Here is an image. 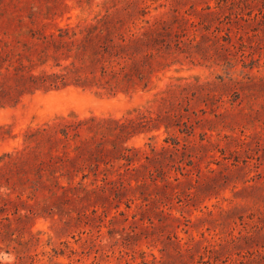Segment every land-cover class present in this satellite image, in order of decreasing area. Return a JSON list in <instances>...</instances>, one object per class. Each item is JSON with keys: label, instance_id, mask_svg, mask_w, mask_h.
Here are the masks:
<instances>
[{"label": "rangeland", "instance_id": "374dc122", "mask_svg": "<svg viewBox=\"0 0 264 264\" xmlns=\"http://www.w3.org/2000/svg\"><path fill=\"white\" fill-rule=\"evenodd\" d=\"M71 62L0 107V264H264V0H0V66ZM91 116L135 123L26 146Z\"/></svg>", "mask_w": 264, "mask_h": 264}, {"label": "trees", "instance_id": "16d2710c", "mask_svg": "<svg viewBox=\"0 0 264 264\" xmlns=\"http://www.w3.org/2000/svg\"><path fill=\"white\" fill-rule=\"evenodd\" d=\"M60 30L62 33L64 32L62 29ZM56 65L60 66V64ZM74 68V62L65 65L61 71L47 70L43 68L41 71L36 72L34 68H30L27 71L22 70L19 72L17 69H15V71H11L10 66H0V107L16 105L22 96L30 92L32 93V91L35 90L61 89L70 84L87 86L85 81L89 80L88 77L82 79L77 75V78L70 80L73 72H75ZM106 72L107 71L103 67L101 70V76H104ZM7 74H13L19 77L20 84H16L17 86L6 84L5 76H7ZM143 119L144 117L140 122H138V124L144 125L143 123L145 120ZM134 123L135 122L132 120L121 122V120L113 118H100L96 116L74 120L63 119L60 122L29 131L28 140H26L25 143H27L26 146L29 147L35 141L39 145H43L45 141L49 142L52 144V147L49 148L48 154L51 159H54L58 156V154H56L57 150L54 151V149L60 145L64 148L65 153H68V148L72 146L75 151H79L83 144H85V138L82 137L83 130L95 131V134L104 132L105 130L115 131L118 129L123 132L124 130L130 128V126ZM120 150L121 157L129 159L128 152L131 148L122 146ZM41 163H45V161H42Z\"/></svg>", "mask_w": 264, "mask_h": 264}]
</instances>
